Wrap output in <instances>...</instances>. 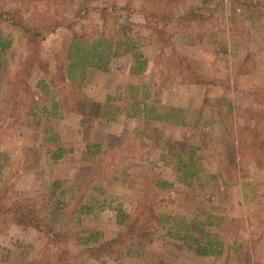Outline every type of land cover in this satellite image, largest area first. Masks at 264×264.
<instances>
[{"label":"rangeland","instance_id":"1","mask_svg":"<svg viewBox=\"0 0 264 264\" xmlns=\"http://www.w3.org/2000/svg\"><path fill=\"white\" fill-rule=\"evenodd\" d=\"M26 1L30 6L40 4L37 0H0V6L12 9ZM124 1H130L134 12L142 3ZM124 1L64 0L49 12L65 26L45 34L38 53L40 63H34L24 79L41 124H14L0 132V186L42 207L44 221L67 238L71 264H264V7L253 11L251 0L208 2L201 8L205 18L201 23L186 16L197 0L174 4L169 9L171 22L160 35L162 44L148 39L142 18L131 13L133 26L127 36L135 45L133 52L144 57L145 71L129 74L133 63L129 53L111 59L105 72L86 69L82 82L71 84L79 94L103 105L105 115L91 118L64 113L60 120L53 119L59 144L73 153L56 163L48 159L41 133L44 117L39 110H48L53 99L61 101L73 92L55 78L57 86L50 84L56 59H63L64 45L73 34L94 39L100 33L120 37L112 8ZM79 13L82 18H75ZM39 18L22 15L30 25ZM5 35L11 43L0 66V114L10 106L5 96L7 83L26 55L22 36L0 24V37ZM179 60L194 64L212 84H191L185 73L176 70L182 68ZM59 75L64 77V71ZM130 84H152L148 90L151 99L155 98L154 106L186 112L187 127L149 123L158 137L179 141L187 136L194 144L205 145L200 151L201 173L189 187L177 183L157 160V146L139 139L135 129L141 123L125 116L122 99ZM3 118L6 124L8 119ZM113 137L131 142L134 158L127 155L118 163L116 156L104 168L110 173L85 187L89 165L81 160L84 145L97 144L103 150ZM152 175L171 183L172 193L147 208L148 221L154 222L157 215L173 217L171 225L210 218L211 226L206 229L216 233L223 245L218 257L194 255L168 237L160 225L150 244L131 249L121 258L100 254L95 258L76 243L74 235L82 237V229L94 230L104 240L123 232L124 226L114 221V209L132 212ZM79 206L86 208L84 213L78 212ZM0 247V264H26L41 248V239L31 229L5 223L0 227Z\"/></svg>","mask_w":264,"mask_h":264},{"label":"trees","instance_id":"2","mask_svg":"<svg viewBox=\"0 0 264 264\" xmlns=\"http://www.w3.org/2000/svg\"><path fill=\"white\" fill-rule=\"evenodd\" d=\"M37 1L40 3L38 6H30L29 1L20 3L12 9L0 6V24L18 32L26 44V55L6 86L5 96L10 106L8 110L5 109L2 112L3 115L0 114V132L4 129H10L14 124L18 126L41 124L40 117L33 112V93L29 91L24 79L25 75H29L31 66L34 63H40L38 53L41 40L45 34L52 33L56 28L65 25L49 13L57 7L58 3H62L64 0ZM181 1L184 0H142L139 9L135 11L143 20L142 28L148 32V39L162 44L160 35L171 22L170 6ZM211 1L214 0H197V4L192 5L186 13V16H189V21L201 23L205 19L200 15L201 8ZM251 1L253 4L250 2V6L253 11L262 6L264 7V0ZM247 2L249 1L247 0ZM240 6L243 7V4ZM112 10L116 12L114 19L117 22L120 37L105 36L100 33L99 37L94 39L73 34L64 45L63 59H56L55 73L53 72L50 77V84L54 87L57 86L54 83L55 78L56 81L65 83L67 88L73 92H71V95L66 92L68 98L61 101L53 99L48 110L43 108L39 110V116L44 117V123L41 125L42 139L46 144L47 157L52 163H56L63 156L73 153L71 149L59 144L57 132L53 129V119L60 120L64 113L91 118L105 115L102 111L103 105L84 97L81 93L79 94L78 90L72 85L74 82H82L86 69L91 68L105 72L111 59L129 53L133 62L129 74L136 76L145 71L146 62L144 57L138 51L133 52L135 45L132 43L131 38L127 36L133 26L129 16L131 13L136 12L130 6V1H124L122 5L116 8L113 7ZM23 14H35L39 15L40 18L37 23L30 25L22 20ZM75 18L79 19L82 16L79 13ZM10 43L7 35L0 37V66L2 55L10 47ZM178 63L181 64L182 68L176 70L181 75L185 73L191 84L197 86L212 84V80L200 74L199 69L194 64H187L183 60H179ZM60 70L64 71V77L59 75ZM150 86L153 87L152 84H130L127 87V94L122 99L125 101V116L131 119L135 118L138 123H141V127L135 129L139 139L142 142L143 140L149 141L157 146L160 151L157 160L169 169L170 174L177 183L189 187L201 173L200 161L202 157L200 151L205 145L202 142L194 144L187 136L179 141L162 140L155 134L156 129L151 131L148 124L153 122H166L169 125L181 127H187L188 124L185 121V111L174 108L165 110L154 106L156 101L155 98L151 99L149 95L148 88L150 89ZM36 111L37 109H35ZM4 116L8 119L6 124ZM133 147L134 145L131 142L118 137H113L111 143L103 150L97 144L84 145L81 160L89 165L83 182L85 187H88L95 178L110 173L109 169L105 170L104 168L112 164L116 156L118 163L125 161L127 155H129L128 158L133 159L134 155L131 151ZM118 175L122 178L125 176L122 172H119ZM171 190V183L152 175L151 178L146 179L141 198L135 204L132 212L128 213L119 208L114 209V221L116 225L124 226L123 232L104 240L94 230L82 229L80 231L84 234L82 237H75L74 235L76 243L83 246L95 258L99 254L104 257L121 258L128 254L131 249L138 250L150 244L155 235L156 226L160 225L165 228V234L168 237L180 241L194 255L218 257L222 252L223 245L218 240L216 233L206 229V227L211 226L210 218L207 217L201 221L196 218L189 221L180 220L171 225L174 221L173 217L157 215L154 222L148 221L147 208L163 199L165 200L172 193ZM83 210H86V208L78 207L79 213H84ZM77 215H75V218H77ZM5 223L23 229H31L40 236L41 248L26 264H71L72 254L68 250V240L64 237L63 231L54 230L44 221L42 207L32 200L19 198L14 193H9L6 186L2 185L0 186V227ZM65 224H67V221ZM1 251L3 249L0 247ZM43 256L46 258L44 261H42Z\"/></svg>","mask_w":264,"mask_h":264}]
</instances>
